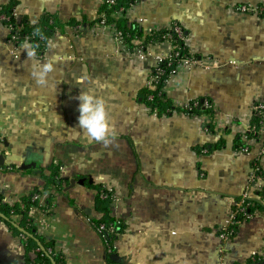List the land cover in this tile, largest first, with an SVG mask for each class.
I'll use <instances>...</instances> for the list:
<instances>
[{
  "label": "crops",
  "instance_id": "obj_1",
  "mask_svg": "<svg viewBox=\"0 0 264 264\" xmlns=\"http://www.w3.org/2000/svg\"><path fill=\"white\" fill-rule=\"evenodd\" d=\"M16 2L19 15L33 23L59 24L38 51L12 43L0 23V194L18 203L43 187L48 167L59 165L61 177L73 183L51 199L48 211L42 194L29 216L65 264H243L263 252L264 209L255 208L227 240L219 234L244 193L264 206L256 187L247 186L262 138L251 142L248 155L234 148L238 132L252 122V105L264 103V15L240 7L264 0L128 5L126 20L141 34L179 23L198 61L168 78L166 113L150 111L142 92L156 56L169 53L167 42L153 44L141 58L130 55L96 26L102 0ZM81 93L103 101L106 143L79 127ZM189 101L213 105L216 126L211 123L209 134L199 116L182 110ZM98 184L112 189L111 215L124 224L114 253L90 221L98 215ZM23 254L18 235L0 220V264H25Z\"/></svg>",
  "mask_w": 264,
  "mask_h": 264
},
{
  "label": "trees",
  "instance_id": "obj_2",
  "mask_svg": "<svg viewBox=\"0 0 264 264\" xmlns=\"http://www.w3.org/2000/svg\"><path fill=\"white\" fill-rule=\"evenodd\" d=\"M133 1L135 0H116L115 5L103 3L101 11H104L108 15L112 12L113 9L119 6L127 8L128 5H131V3H133ZM16 3V0H10L8 4L0 5V15L3 14L6 16H10L11 11L13 9H16ZM109 20L110 19H108V21ZM115 22L117 27L122 31L124 35L125 42L128 45L126 47L131 46L130 41L132 38H134L135 36H141L140 27L135 24L128 23L126 18H119ZM0 23L5 24L7 26L5 21H2ZM7 23H10L14 26L13 29L12 27L11 29H9V27L7 26L10 30V34L14 32L16 27L21 26V30L17 32V40L15 42L16 45H19L25 41H29L32 43L34 49L38 51H40L46 46L56 26H58L59 24L56 20H49L48 18L33 23L25 16H19L18 19H13L12 17H10V20ZM153 38L154 36L150 35L146 37V40L150 41ZM182 52L185 54L189 53L186 47L182 49ZM169 62L170 64H167L165 62L160 64L159 66L163 70L162 78L163 80L166 79V81L160 83L157 89L153 92L148 91L147 89H144L142 92V100L145 106L148 107L150 111L166 113L167 110L171 109L169 100L167 99V96L164 91V87L168 80L167 75L169 74L172 68H176L177 63L175 60H170ZM151 92L153 93V98L151 100H148L147 96ZM158 93L161 94L157 95ZM211 111L212 109H202L201 107H197L190 111H187V113L189 115L200 117V115H202L203 113H212ZM251 123L256 127L259 126V118L257 116L252 117ZM209 128L211 131L212 126L210 125ZM250 137L257 140L260 139L259 135L256 133H251ZM244 144L245 141H243L239 136L235 138L234 148L239 149ZM43 179L44 185L41 189L33 188L25 196H22L20 202L18 203L10 205L3 200V196L0 194V220H2L7 225L8 229L13 234L19 236L22 233L24 235V238H20V240L21 245L23 247L25 264H65L64 256L55 250L54 244L38 232L37 227L33 224V219L29 216V210L32 207L38 205V198L42 194L47 195L45 198L44 207H48L51 203V199L56 194H59L63 189L67 188L69 184L73 183V181L61 177L60 167L57 164L48 167V174H45L43 176ZM257 191L259 200L263 199L264 186L263 189L260 188ZM35 194L37 195V198H33ZM113 199L114 194L112 189L98 184L96 186V196L94 199L95 211L98 215L92 218V220L95 224L104 223L107 227L112 226L116 230V232H121L124 228V224L121 220L111 215L112 206L114 202ZM244 202L248 204L245 210V212L248 214H251L255 210V208L264 209V206H262L261 202L258 200L245 199ZM14 215L19 216L20 219L18 222H15L13 220ZM236 218L239 221H243L246 219L245 216L240 214H238ZM233 234L231 236H233ZM105 235L107 237V243L112 244L116 241V238L113 235ZM46 249H50V252H46ZM243 264H264V258L259 255H251L246 259Z\"/></svg>",
  "mask_w": 264,
  "mask_h": 264
},
{
  "label": "built area",
  "instance_id": "obj_3",
  "mask_svg": "<svg viewBox=\"0 0 264 264\" xmlns=\"http://www.w3.org/2000/svg\"><path fill=\"white\" fill-rule=\"evenodd\" d=\"M102 3H107L109 5H115L116 0H102ZM130 8V7H129ZM241 11L244 12H256L264 15V4L261 5H242L240 7ZM128 13V7L125 8L123 6H119L115 9L112 10L110 14H106L104 11L99 12L97 19H96V26L99 28H102L104 30H109V32L113 35L114 40L116 41L117 44L121 45L123 49L126 51L130 52V55H135L139 58L143 57L145 54L149 53V49L153 44H159L161 41H165L169 45V53L167 55H157L156 60V68L150 73L148 76L146 83L144 85L145 89L148 91H155L158 87V85L165 80H163L162 75H163V70L159 67L160 64L162 63H167L170 64V60H175L177 65L176 68H172L167 75V78H169L171 75H173L176 72V69L179 66H190L192 63H197V59L191 55L190 53L185 54L182 52V49L186 47V37L184 35V31L182 26L177 23V22H172L166 27L163 28H148L144 33L141 34V36H135L134 38L131 39L130 44L131 46H128L127 43L125 42L124 35L122 31L117 27L116 25V20L119 18H126ZM19 13L16 9H13L11 11L10 16H6L1 14L0 15V22L5 21L9 29L14 28V26L9 22L10 17L13 19H18L19 18ZM108 19H110L108 21ZM21 30V26H18L15 28L14 32L10 34V41L12 43L16 42L17 38V32ZM154 36L153 39L146 40V37L148 36ZM32 45L31 42L25 41ZM149 93L147 96L148 100H151L153 98V93ZM161 93H158L157 95H160ZM201 107L202 109H212L213 105L209 101H189L183 103L181 105L182 110L184 111H190L194 108ZM257 116L259 118V126H255L252 123H249L246 125V127L238 132V136L245 141V144L237 149L240 153H244L245 155H248L250 153V145L251 142L254 140L252 137H250L251 133H256L259 135V137L262 138V148H260L259 152L257 153L256 156L253 158V170L248 178L247 181V186L251 188V186H255L256 190H259V188L262 186L264 183V103L263 102H258L254 103L252 105V117ZM199 120L202 125L203 131L208 134L210 133V128L209 126L212 122L211 118V113H203L200 115ZM212 126V125H211ZM249 188V189H250ZM103 196V195H102ZM241 200H236L233 204V208L229 213L226 225L220 230L219 237L222 240H227L230 238V236L234 233V227L238 225L241 221H239L236 216L238 214L245 216V218H248L250 214L246 213V207L248 204L244 202L245 199H250L249 194L244 193ZM33 198H37V195L35 194ZM41 198L39 196L38 200ZM43 198V196H42ZM114 201V199H113ZM41 204L45 206V204ZM43 206V207H44ZM48 207H44V211H48ZM93 228L101 235L106 251L108 253H114L116 251V246L114 243L109 244L107 243V237L105 234H110L113 235L116 239L120 235V232H116V230L112 227L109 226L107 227L104 223H94L92 219H90ZM20 238H24V235L21 233L19 236ZM46 252H50V249H46ZM253 255H259L262 258H264V251L259 253V254H253Z\"/></svg>",
  "mask_w": 264,
  "mask_h": 264
},
{
  "label": "clouds",
  "instance_id": "obj_4",
  "mask_svg": "<svg viewBox=\"0 0 264 264\" xmlns=\"http://www.w3.org/2000/svg\"><path fill=\"white\" fill-rule=\"evenodd\" d=\"M26 55L31 58L35 53L26 50ZM44 74L51 71V65L44 68ZM39 79V75H37ZM78 125L84 129L87 135L96 141H106V136L110 132V126L107 120L103 101L92 95L81 93L78 97Z\"/></svg>",
  "mask_w": 264,
  "mask_h": 264
},
{
  "label": "water",
  "instance_id": "obj_5",
  "mask_svg": "<svg viewBox=\"0 0 264 264\" xmlns=\"http://www.w3.org/2000/svg\"><path fill=\"white\" fill-rule=\"evenodd\" d=\"M111 258L116 259V258H117V255H116V254H113V255L111 256Z\"/></svg>",
  "mask_w": 264,
  "mask_h": 264
}]
</instances>
